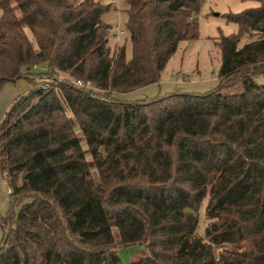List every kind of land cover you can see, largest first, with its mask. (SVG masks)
I'll return each instance as SVG.
<instances>
[{"label":"trees","instance_id":"obj_1","mask_svg":"<svg viewBox=\"0 0 264 264\" xmlns=\"http://www.w3.org/2000/svg\"><path fill=\"white\" fill-rule=\"evenodd\" d=\"M201 1L126 0L127 58L110 4L0 0V83L33 82L0 121L10 202L28 198L0 215V264H123L118 243L130 264H264V0L226 13L217 87L114 96L159 80Z\"/></svg>","mask_w":264,"mask_h":264},{"label":"rangeland","instance_id":"obj_2","mask_svg":"<svg viewBox=\"0 0 264 264\" xmlns=\"http://www.w3.org/2000/svg\"><path fill=\"white\" fill-rule=\"evenodd\" d=\"M77 2L79 0H70ZM110 4V7L102 14V18L111 24V34L109 44L111 48L116 43H125L126 57L131 56V42L129 33L125 28L127 17L126 0H97ZM258 0H202L195 17L198 23V36L193 39L181 40L176 51L168 59L165 67L161 71L159 80L148 85L125 92H114L118 100H134L138 98L153 97L157 94H164L170 91L205 92L217 87L220 83L218 70L220 65V50L215 41L221 34L236 32L238 27L233 21L226 19L228 11L237 12L246 7L255 6ZM28 37L33 40V36L28 27H25ZM246 41L242 37L240 44ZM46 68V63H39L31 68V71H41ZM31 77V76H30ZM24 73L14 79L3 80L0 83V121L10 105L30 88L33 82ZM46 77L40 82H46ZM11 185L5 180L0 172V215L7 216L9 213H16L22 202L28 200L23 197L21 201L11 204L8 193ZM206 199L192 211L197 216L195 232L202 235L205 228L206 218L204 217ZM4 231V230H3ZM2 231L0 229V239ZM117 250L123 264H130L131 257H135L139 245L123 246L117 244ZM227 246L226 243L213 244L216 255L219 250Z\"/></svg>","mask_w":264,"mask_h":264},{"label":"crops","instance_id":"obj_3","mask_svg":"<svg viewBox=\"0 0 264 264\" xmlns=\"http://www.w3.org/2000/svg\"><path fill=\"white\" fill-rule=\"evenodd\" d=\"M0 229H1V231H2V235H1V238H2L4 231H3V227L1 226V224H0ZM0 240H1V239H0Z\"/></svg>","mask_w":264,"mask_h":264},{"label":"built area","instance_id":"obj_4","mask_svg":"<svg viewBox=\"0 0 264 264\" xmlns=\"http://www.w3.org/2000/svg\"><path fill=\"white\" fill-rule=\"evenodd\" d=\"M78 84H80V81H78ZM47 84H43V86H46ZM8 191H10V189L8 190Z\"/></svg>","mask_w":264,"mask_h":264}]
</instances>
